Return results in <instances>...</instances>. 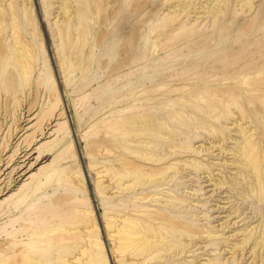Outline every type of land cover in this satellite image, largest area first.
<instances>
[{
  "label": "rangeland",
  "instance_id": "obj_1",
  "mask_svg": "<svg viewBox=\"0 0 264 264\" xmlns=\"http://www.w3.org/2000/svg\"><path fill=\"white\" fill-rule=\"evenodd\" d=\"M90 1V6L72 3L81 8L80 26L71 7L68 15L63 14L61 0L0 2V13L5 15L0 24V148L7 144L1 157L11 160L2 167L10 166L0 181H7L5 175L14 163L27 168L16 180L18 185L0 197V202L6 201L27 186L19 209L9 210L0 218V242L20 218V210H44L52 202L56 206L67 203L42 225L54 228L64 223L67 215L81 216L83 211H90V224L97 227L91 235L102 241L108 264H119L116 257L112 260L104 205L125 212L136 209L132 213L137 215L162 212L173 221H182L184 227L211 231L208 237L203 235L199 245L193 244L197 235L187 238L189 251L183 259L187 262L196 259L204 263L217 256L223 262L234 260L232 264H264L261 249L257 252L254 247L258 254L253 257L248 248L264 242V202L242 192L246 187L242 177L248 174L253 179L252 174L239 163V154L232 155L251 134L264 163V17L255 19L258 3L245 12L243 3L236 6L232 0L227 6L224 0L221 6L226 5L227 10L220 8L213 18H197L194 11L203 9L195 8L188 16L181 13L169 20L168 13L178 10L181 0ZM206 1L196 0L194 4ZM237 19L242 20L235 27ZM71 21L66 36L59 34L55 24ZM191 29L201 34L188 35L186 31ZM78 30L84 32L82 37H77ZM10 54L25 60L21 68L24 73L8 58ZM208 99L218 100L219 105L228 104L223 100H235L241 112L238 114L232 105L234 115L217 118L218 110L209 111ZM177 119L178 124L173 123ZM158 122L165 124L171 137L162 140L153 136V131L133 136L135 128ZM15 123L20 124L21 131L10 135ZM210 125L222 135L210 136L204 130ZM6 135H10L8 143ZM28 140L29 146L10 159L15 146L23 147ZM186 141L206 149L197 153L178 146L167 149H180L175 153L177 160L169 162L177 169L166 170L157 186L149 188L148 182L140 181L128 191L133 194L146 188L142 193L151 191L155 200L149 201L151 196L140 200L138 194H101L103 185L97 183L101 174L96 172L103 165L113 167L124 160L146 170L155 165L167 167L174 153L163 156L166 160L160 162L143 156L162 158L167 152L165 145L184 146ZM192 158L213 169L208 173L216 183H228L216 189L203 173L205 167L194 170L183 165ZM176 195L181 200L173 199ZM34 217L39 219V215ZM250 230L253 236L249 245L240 254L235 250L231 255L229 248L248 239L245 235ZM212 238L216 242L226 239L227 247L210 245Z\"/></svg>",
  "mask_w": 264,
  "mask_h": 264
},
{
  "label": "bare ground",
  "instance_id": "obj_2",
  "mask_svg": "<svg viewBox=\"0 0 264 264\" xmlns=\"http://www.w3.org/2000/svg\"><path fill=\"white\" fill-rule=\"evenodd\" d=\"M3 0H0V2ZM25 2L27 0H24ZM79 1L80 3H84L89 5L92 3L90 0H61V4L63 5V14L68 15L69 7L72 8L74 15H76V21L78 26H80L83 22V15L81 13V8L79 6H74L72 3ZM104 0H99V3H102ZM196 0H181V3L178 5V10H173L167 15V19L171 20V18L175 19L181 13L184 14L183 17L188 16L192 10L196 8L203 9L202 11H194L195 15L200 17L203 15L207 18H213L215 11H219L220 8H224L225 10L226 5L228 6V2L232 0H226V5H222L224 0H207L203 3L194 4ZM236 2V6L239 3H243L242 5H246V11H249L255 3H258V12L256 13V20H260L264 17V0H233ZM194 5V6H193ZM198 5V6H197ZM188 6H192L191 10H186ZM235 6V7H236ZM174 7V6H173ZM227 10V8H226ZM177 13V14H176ZM71 14V13H70ZM69 14V15H70ZM228 13L220 18L221 20L226 19ZM5 15L0 13V24L1 20L4 19ZM68 18V17H67ZM211 20V19H210ZM242 19H237L233 22L235 27L238 25V21ZM71 22H66L65 25H58L55 24L56 29L59 34H64L66 36L68 32V28L70 29ZM247 23V22H246ZM230 31V30H229ZM11 35H16L14 32V28H11ZM83 31H77V37L83 36ZM186 33L188 35H200L201 33L197 31L188 30ZM228 32H226L227 34ZM234 34V33H233ZM231 35V32L230 34ZM13 47L15 46V42H12ZM16 49V48H15ZM9 59H13L19 65L20 72L24 73V59L19 56H14V54H10L8 56ZM8 78H5L7 82ZM207 103L209 104V111L214 112L218 110L217 118H228L229 115H234L235 112H232V105H236V110L241 112V106L235 100H223L222 103H228L226 105H219L218 100L216 102L213 99H208ZM216 103V104H215ZM224 107V110L221 107ZM178 108V107H176ZM181 108V107H180ZM213 108V110H212ZM200 109V108H199ZM31 114H29L30 116ZM28 119V118H27ZM19 119H17L18 121ZM29 121V119L27 120ZM177 121H173V123L178 124ZM237 124V127L242 128L240 124ZM16 125V126H14ZM10 135L13 134L15 130L18 129L20 124H14ZM22 128V127H21ZM23 129V128H22ZM165 124L160 122L153 123L151 125H144L141 128H135V133L133 136L140 134L141 136L146 135L144 132L148 131L154 132L153 136H157L158 138L164 140L167 137H171V135L165 130ZM207 133L211 136L214 133L218 134L219 136L222 135L221 132H217L216 127L214 125H210L205 127L204 129ZM21 131L18 129V132ZM166 131V132H165ZM39 133V132H38ZM37 133V134H38ZM18 134V133H17ZM10 135H6L5 143H8ZM38 135H42L41 132ZM226 135V134H225ZM244 135V133H243ZM8 136V137H7ZM252 135L248 134L245 137L242 145L237 147L239 151H235L233 149L232 155L239 154L241 161L239 162L237 159H233V162H239L242 166L246 169V172H251V179L248 174H244L242 177L244 180V184L246 185L245 188L242 189V192L246 195H252L258 202H264V163L260 159V155L255 150L256 142L252 140ZM29 141V140H28ZM29 141L27 144L22 145L17 144L16 150H14V154L10 156V159L13 158L17 152L22 150L24 147L27 148L29 146ZM186 145H165V151L167 149H172L173 147H181L185 148L187 151H198V149L205 150L206 148L199 145L197 147H192V143L186 141ZM238 143V142H237ZM143 144L147 145L148 142L143 141ZM7 144H3L0 148V177L4 175L6 169L2 170L4 165H8L11 160L2 159L1 154L5 150ZM213 147V146H212ZM211 148V147H210ZM224 149V148H223ZM180 150H172L166 152V154H162V158L154 159L153 156L145 157L144 159L150 160L153 162H160L161 160L165 161L166 158L163 156L174 153V157L170 158L166 163H169L171 160H177L175 153ZM229 150V149H228ZM223 151V150H222ZM150 154V153H148ZM45 156H41V160ZM7 160V161H6ZM6 161V162H5ZM192 162L184 163L183 165L186 167H190L194 170H200V168L205 167V164H201L200 161L196 160V158L191 159ZM135 162L132 161H124L122 160L118 164L114 165L113 167H108L103 165L101 171H97L96 174H101L98 177V182L100 185H103L101 194H109V197L114 195H120L123 197H136L138 194L140 200H146L149 196H151L150 200H155L152 198L151 191H147V193H142L143 190L146 188H141L139 192L131 194L129 189L132 187L133 184H136L140 181H144L145 183L148 182V187L151 188L153 186H157V182L164 178L163 174L166 170L172 169L175 171L177 167L174 163H169L167 167L162 166H153L150 170H146L141 165L134 164ZM20 164V163H19ZM18 163L12 164L13 167L9 172L6 173L7 181L3 184V181H0V197L2 195H6L9 193L15 186L18 184L16 180L19 177H23L27 171V168L24 170L25 166L19 165ZM18 165V166H16ZM201 165V166H200ZM200 166V167H199ZM182 168L183 167H179ZM210 169V170H209ZM211 168H204L203 173H207L209 176L208 181H212V185L214 187L220 188L228 183L222 182L221 180L216 183V181L210 177L208 171L211 172ZM245 172V173H246ZM237 172L236 175H238ZM16 176V178H15ZM226 178V177H225ZM6 179V178H4ZM227 179V178H226ZM21 180V179H19ZM94 181V180H93ZM132 182V183H129ZM126 183V185H125ZM3 184V185H2ZM237 184V183H235ZM25 185V184H24ZM124 185V186H123ZM230 186V185H229ZM21 187V186H20ZM27 186H22L18 194H12L10 197L4 202H0V218L3 217L7 211L9 210H17L19 209V205L24 201L25 192L27 190ZM32 191L33 186L29 188ZM114 190V191H113ZM126 190L127 192L123 195V191ZM156 194V193H154ZM14 197V198H13ZM21 197V198H20ZM170 197V196H169ZM161 198V197H160ZM173 199L181 200L180 196H174ZM158 200V198L156 199ZM186 200V199H185ZM166 201V200H164ZM187 201V200H186ZM94 202V199H93ZM53 203V202H52ZM49 204V206L41 210L40 208L37 210L26 209L25 211L20 210V218L14 220V224L10 231L6 232L4 235L6 236L5 241L0 242V264H108V255L104 249V245L98 237H93L91 234L97 232V227L90 224L93 220L90 219V211H83L82 215L71 216L67 215L63 218L64 223H59L54 226V228H50L47 224L42 225L45 221L51 217L57 215L58 208L66 206L67 203H61V205ZM146 204H142L144 206ZM148 206V205H147ZM103 208V215L104 218L107 219L106 229L107 234L110 240L112 241V247H110V252L112 254V260L116 257L119 264H232L233 262H223L217 256L212 259L209 257L204 263H201L200 260L196 261L193 259L190 262H187L184 259V254L189 251L186 249L188 246L187 238L193 237L197 235V238L193 241L194 246L199 245L202 243V238H204V234L208 237L211 231H203L196 230L195 228L191 227H184L182 221H173L170 217L162 212H146L142 215L133 214L134 211L125 212L124 209H116L113 206ZM39 215V219H36L34 216ZM95 219V218H94ZM78 220L81 222L78 223ZM29 221V222H27ZM19 222V223H17ZM77 222V223H75ZM28 224V227L20 226V225ZM42 225V226H41ZM174 229L179 231L175 235L172 234ZM248 236V239H242L241 242L237 244H233L229 250L231 255L235 253V250L240 254L247 245H249V240L252 239V232L251 230L245 235ZM210 245L221 244V247L226 248L228 242L226 239H221L220 241H214L212 238V242H208ZM207 244V243H205ZM208 244V245H209ZM71 247V249H69ZM254 247H257V252L261 249V256L264 253V242H258L254 244L253 247L248 246V248L252 249L253 257H255L258 253L254 252ZM53 248V249H52ZM51 249V250H50ZM218 249V248H217ZM214 249V250H217ZM226 250V249H225ZM228 250V251H229ZM183 255L179 258L173 259L175 256ZM195 258L199 257V255H195ZM167 258V259H166ZM157 259V261H155ZM163 259V260H162ZM153 260L152 262H149ZM162 260V261H161Z\"/></svg>",
  "mask_w": 264,
  "mask_h": 264
}]
</instances>
